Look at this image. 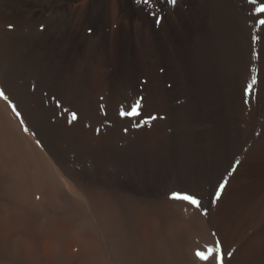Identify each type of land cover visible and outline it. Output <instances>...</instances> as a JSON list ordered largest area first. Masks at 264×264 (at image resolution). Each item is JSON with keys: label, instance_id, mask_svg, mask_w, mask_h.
Wrapping results in <instances>:
<instances>
[{"label": "bare ground", "instance_id": "bare-ground-1", "mask_svg": "<svg viewBox=\"0 0 264 264\" xmlns=\"http://www.w3.org/2000/svg\"><path fill=\"white\" fill-rule=\"evenodd\" d=\"M253 4L0 0V264H206L217 240L223 264H264V26L249 112L241 93ZM142 76L152 101L187 98L177 132L103 111L98 89Z\"/></svg>", "mask_w": 264, "mask_h": 264}, {"label": "rangeland", "instance_id": "rangeland-1", "mask_svg": "<svg viewBox=\"0 0 264 264\" xmlns=\"http://www.w3.org/2000/svg\"><path fill=\"white\" fill-rule=\"evenodd\" d=\"M258 6V5H256ZM254 4L252 6V10L248 12V15H251L253 17V21L250 20L248 21V25L250 26V40H249V51H248V63H247V74L245 76V82H243V85L241 87V93H242V103L245 106V111L249 112L251 109L252 105H255L256 103V99H257V92H258V81H259V68H260V61H259V57H260V51H259V41H260V35H259V28L261 26H257V21L260 17H264V13L258 14L254 11V8L256 7ZM109 9H110V15L112 19L116 18V11H115V7L114 4L112 2L109 3ZM113 11V12H112ZM257 15V16H256ZM252 26V28H251ZM252 34V35H251ZM257 39V40H256ZM256 42V43H255ZM255 43V44H253ZM257 48H256V47ZM254 51V52H253ZM255 53V54H254ZM257 55V56H256ZM259 55V56H258ZM251 57V58H250ZM252 60L254 62H252ZM257 61V62H256ZM250 62V63H249ZM258 64V65H257ZM252 65V66H251ZM257 65V66H256ZM249 68V69H248ZM254 68V69H252ZM252 69V70H251ZM256 73V74H255ZM253 76H255V86H253V91H251L250 93H246V87L247 85L251 82ZM147 80V77L142 76L140 82L137 85V88L140 90L138 93H135L136 87H132V88H127L126 92L124 93L123 97H114V98H110L109 94H110V89L109 88H100L97 91V98H98V102L100 103L103 111H113L116 114H118V112H121V109L123 108L125 111L129 110V106H131L132 104H134L137 100L140 101L141 103V107H140V115L139 116H135L133 117L134 120H136V124L139 125L138 129L141 128V131L144 132H149L151 131V129L157 124L162 125V127L164 128V135H169L172 133L177 132L178 127L173 123L174 120H179L181 115L179 113H175L172 114V108L176 107V106H180L181 104L185 103L187 98L182 96L177 97V99H172L171 101L165 103L162 102H158V101H152L151 98H149V96L147 95V92L144 91V87L143 85L145 84ZM143 84V85H142ZM257 84V85H256ZM142 85V86H140ZM166 87H170L171 86V82L168 81L165 84ZM132 89V90H131ZM143 89V90H142ZM105 91V92H104ZM132 91V92H131ZM243 91V92H242ZM108 93V94H107ZM127 94V95H126ZM253 94V95H252ZM144 96V97H143ZM130 97V98H129ZM137 97V98H136ZM141 97V98H140ZM119 98V99H118ZM255 98V99H254ZM106 99V100H105ZM185 99V100H184ZM122 100V101H121ZM174 100V101H173ZM106 101V102H105ZM108 101H116L114 103H112L111 107L108 108ZM183 101V102H182ZM131 103V104H130ZM150 103V104H149ZM176 103V104H175ZM162 104V105H161ZM165 104V105H164ZM175 104V105H174ZM123 105V106H122ZM126 105V106H125ZM143 105V106H142ZM115 106V107H114ZM166 106V107H165ZM171 106V107H170ZM174 106V107H173ZM106 107V108H105ZM111 108V110H110ZM143 108V109H142ZM146 108V109H145ZM160 110V111H159ZM161 112V113H160ZM150 115V116H149ZM175 115V116H174ZM174 116V117H173ZM180 116V117H179ZM151 117H155V119H149ZM167 117V118H166ZM131 118V117H130ZM171 118V119H170ZM147 119L148 122L141 124L140 121L141 120H145ZM153 123V124H152ZM153 125V126H152ZM191 126V127H190ZM187 129L188 130H193V128L195 129L197 127L196 123H193L192 125H190ZM166 129V130H165ZM176 129V130H175ZM257 131V132H256ZM255 131V135L260 133V129ZM167 133V134H166ZM113 142L120 146L121 143L119 140H117V138L113 139ZM243 148V147H242ZM243 151V150H242ZM242 153V152H241ZM237 157H239L238 155L234 156L231 161L229 162L230 164H228L226 166V168L220 173L219 177H217V181L223 179V177L225 175L228 174V172H230V170L232 169V166L236 163L237 161ZM236 158V159H235ZM235 159V160H234ZM234 161V162H233ZM232 162V163H231ZM230 167V168H228ZM181 173V171H180ZM143 176H145V173L142 174ZM149 174H147L148 176ZM151 176V174H150ZM149 176V177H150ZM186 176V175H185ZM184 176V177H185ZM221 176V177H220ZM183 175L181 173V179H182ZM183 177V178H184ZM188 177V176H186ZM185 177V178H186ZM152 178V177H150ZM170 180L172 179H180V177L171 174L170 175ZM214 177H212L213 179ZM221 178V179H220ZM211 179V180H212ZM174 192H180V193H185V190H174Z\"/></svg>", "mask_w": 264, "mask_h": 264}, {"label": "snow or ice", "instance_id": "snow-or-ice-1", "mask_svg": "<svg viewBox=\"0 0 264 264\" xmlns=\"http://www.w3.org/2000/svg\"><path fill=\"white\" fill-rule=\"evenodd\" d=\"M143 2L145 3L146 6H151L152 5V0H143ZM170 3H175L176 0H169ZM254 5H258L254 8V11L258 14L264 13V0H253ZM257 26H264V17H261L258 19L257 21ZM255 84V77L253 76L251 82L247 85L246 87V93H250L253 89V85ZM0 97H3L5 100H8V97L5 95V93L3 91H0ZM140 107H141V103L139 100H137L134 104H132L129 107V110L125 111L123 108L121 109V115L122 116H129V117H135V116H139L140 115ZM12 110L13 112L16 113L17 116L20 115V113L16 110V106L12 105ZM76 119V113H71L70 118H69V122H71L72 120ZM149 119H155V117H151ZM148 120H142L140 121L141 124L147 123ZM21 124H23V120H21ZM139 126V125H137ZM25 132H28V128L25 127L24 128ZM37 143H39V141H37ZM236 163H239V161L237 160ZM235 170V165L232 166V171ZM232 174V172H228L227 175H225L223 177V181L221 183L218 184L217 186V190L215 191L214 194V200L213 203H215L216 199H219V197L221 196V192L223 191V189L225 188V185L228 181V176H230ZM170 198L172 199H176V200H183V201H187L188 203L195 205L197 207H200V201L192 194H188V193H180V192H172L170 193ZM195 255L198 257L199 260L206 262H209L213 256H215V264H223V254L221 252V247H220V242L219 240H217L215 242V246H207L206 250H197ZM228 255H231V253H229Z\"/></svg>", "mask_w": 264, "mask_h": 264}]
</instances>
